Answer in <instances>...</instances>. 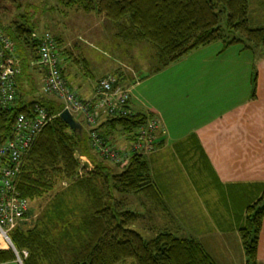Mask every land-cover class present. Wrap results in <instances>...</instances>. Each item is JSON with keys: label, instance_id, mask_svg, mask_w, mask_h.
Listing matches in <instances>:
<instances>
[{"label": "trees", "instance_id": "trees-1", "mask_svg": "<svg viewBox=\"0 0 264 264\" xmlns=\"http://www.w3.org/2000/svg\"><path fill=\"white\" fill-rule=\"evenodd\" d=\"M250 2L66 0L64 5L87 17L93 14L104 18L113 39L127 48L128 55L147 46L153 52L152 72H159L188 53L217 42L223 50L241 46L243 51L264 52V28L251 26ZM5 3L15 4L17 0H0V9ZM16 8L20 10L21 6ZM222 16L224 27L220 25ZM1 27L0 35L14 43L20 64L19 74L13 79L15 100L0 106V147L12 139L18 115L35 117L34 106L42 108L50 119L24 155L14 183L19 197L29 204L48 199L43 215L32 227H18L10 235L22 264H217L194 239L178 238L170 230H163L155 239L145 241L127 228L138 215L125 211L124 202L116 194L140 195L154 203L161 199L150 178L148 161L144 156H134L123 171L114 173L96 159L89 137L82 129L71 131L59 118L62 103L44 95L42 84L35 78L38 71L31 64L37 60L39 39L33 38L37 25L32 18L19 14L16 21ZM54 40L61 43L58 37ZM255 84L254 77V91ZM150 117L139 113L129 117L102 115L100 127L109 133L120 130L131 141V135ZM76 151L92 161V170L80 173ZM64 182L69 187L62 191ZM75 194L81 199L75 201ZM263 221L264 193L247 207L245 224L238 231L245 264H258ZM15 260L11 250H0V264Z\"/></svg>", "mask_w": 264, "mask_h": 264}, {"label": "crops", "instance_id": "crops-1", "mask_svg": "<svg viewBox=\"0 0 264 264\" xmlns=\"http://www.w3.org/2000/svg\"><path fill=\"white\" fill-rule=\"evenodd\" d=\"M249 19L253 28H264V0H251ZM194 51L200 58L189 69L188 82L167 86L170 93L164 92L148 107L131 95L133 114L157 117L164 130L158 152L148 156L150 178L161 196L160 210L153 204L141 205L148 207L150 214H161L163 230L198 241L217 264H245L238 231L245 224L247 207L264 193V52L234 46L223 50L222 44ZM145 65L117 70L120 84L129 87L128 82L139 83L141 67L152 75L164 71L152 72V67ZM94 88L85 95L76 92L80 98L90 99ZM121 137L120 144L128 142L127 137ZM168 154L169 166H180V182L175 180L180 190L158 179V168L167 166ZM175 193L196 197L204 226L196 224L183 230L177 224L180 216L170 206ZM173 224L175 229L169 228ZM257 258L258 264H264V221Z\"/></svg>", "mask_w": 264, "mask_h": 264}, {"label": "rangeland", "instance_id": "rangeland-1", "mask_svg": "<svg viewBox=\"0 0 264 264\" xmlns=\"http://www.w3.org/2000/svg\"><path fill=\"white\" fill-rule=\"evenodd\" d=\"M65 1L66 0H17V3L15 4L5 3L0 9V26L6 27L10 22L16 21L19 14H26L29 18L31 17L35 25H37L36 36L40 38L44 34H48L53 40L54 37H58L61 40V43L59 45L57 44L56 46H58L62 52L61 58L63 60V77L69 89L73 91L81 100L87 101L93 99L97 82L100 79H104L107 76H114L118 83H120L118 79L119 73H117V70H123V67H128L129 65L138 66V64L141 66L147 64L151 67L150 64L152 61L151 58L153 52L148 49L147 46L144 48L145 50L142 51L141 48L139 50L134 49L132 52H129L130 55H128L126 53L127 48L113 39L111 28L104 18L96 17L93 14L87 17L80 12H76L74 8L66 7ZM17 5L21 6L20 10L16 8ZM220 25L222 27L225 26V18L223 16L221 17ZM4 37L5 39L8 38L6 35H4ZM214 44H216V46H221L220 42ZM234 47L241 48V46ZM199 58L198 55H195V51L188 53L177 62L169 65L166 69H164V71H162L163 73L156 75H152V73L141 67L139 69L141 72V81L138 83L133 80L132 82L126 83L131 85L129 86L131 90L127 85L122 86L130 91V98L132 95L135 102H140V104L144 105L145 107L152 106L156 101L159 100L158 98L164 92L170 93V89L167 88V86H172L174 84L181 85V83L188 82L189 69L192 68L193 65L195 66L196 62H199ZM16 62V67L19 69L20 63L17 57ZM86 62L88 65L87 67L85 65ZM31 67L37 69L39 77H34L38 80L37 82L40 81L42 84L43 71L38 65V57L35 63L31 64ZM148 70H150V68H148ZM138 71L136 73L137 77L140 75ZM94 85L95 88L93 97L90 99H82L76 92L78 91L81 95H85V93L90 92V89L92 86L94 87ZM48 97L56 98L52 96ZM58 100L63 105L62 112L67 111L64 109L63 101L61 99ZM68 112L72 115L74 120L81 125L83 133L89 136L88 133H90L91 130L84 121L82 115L74 114L70 111ZM101 123L102 121L99 120L95 126V129L93 130H97L98 133L101 134L105 139H110L108 143L111 145H115L119 148L127 147L128 142L126 140L124 141V145L123 143L120 144L122 138L121 136H123L125 139L126 134L120 130L109 133L107 128L100 127ZM163 134L164 130L162 129V123L160 121V127L156 132V145L150 155L158 152L162 144L161 137ZM91 153L96 157V159L101 161L104 166L110 169L112 167L114 173H120L127 165V163H125L123 166L114 167V164L99 157L98 153L92 148ZM150 155H146L144 158L148 161V156ZM75 157L78 162L80 161L79 157H85V161L81 162H85L84 165H81L79 162L81 170L80 173L83 171H90L94 168L92 161L88 157L80 154L79 151H76ZM167 158L169 160V162L166 163L167 166L164 168H158V179L159 181L162 180L164 184L166 182L173 184V189L180 190L181 186L179 187L178 183L175 182V180L180 182L179 179L181 174L179 171L181 170L178 168L180 166L176 164L175 167H170L169 164H172L169 154L167 155ZM173 158L174 157H172V159ZM61 185L62 191L69 187L68 182H64ZM176 194L177 193L174 195L172 194L173 197L171 198L173 202H171L170 206L172 209H174V214L176 216L183 217H179L180 220L177 221V224L182 226L183 230H185V228L188 230L193 225L197 226L196 224H202L200 226H204L206 222L201 220L203 216L200 217V214L203 213V210L200 207V204L197 203L196 197H190L188 193H185L183 197ZM73 198L75 201H77V199H81L79 198V195L76 194ZM116 198L124 202L125 211H130L138 215V219L134 223L128 225L127 228L139 233L145 241H151L155 239L158 233L166 228L164 226V222L160 219L161 214H150L148 212V207L141 205L142 202L145 203V206H148V203L153 204L160 210V204L154 203L153 200L140 195L116 194ZM47 200L48 199L45 201H33L30 202V204L27 202V210L25 213L26 216H24V218L19 221L12 230H4V232H8L7 237L10 238L12 231L18 227H24L25 229L32 227L35 224L37 218H40L41 215H43L42 213L46 208ZM70 202L74 203V200L71 199ZM171 227L172 229H175V224L169 226V228ZM202 230L206 231V229ZM180 235L183 234L179 233V236ZM0 241L2 243L0 244V250L12 251V249H10V247L4 242L3 238L0 237ZM63 245H65V242H63ZM208 251L212 254L211 250ZM7 264L20 263L16 257V260L13 263L11 262ZM125 264H133V262L127 261Z\"/></svg>", "mask_w": 264, "mask_h": 264}, {"label": "built area", "instance_id": "built-area-1", "mask_svg": "<svg viewBox=\"0 0 264 264\" xmlns=\"http://www.w3.org/2000/svg\"><path fill=\"white\" fill-rule=\"evenodd\" d=\"M39 39L37 50L38 65L43 71L42 92L46 96L56 97L64 103V109L82 115L90 128L88 133L90 147L99 157L116 166H123L134 156L150 155L156 145V132L160 120L151 116L143 126L131 135L127 147L119 148L108 143L95 129L102 115L129 117L134 115L129 108L130 91L123 87L114 76H107L97 82L92 100H81L71 91L63 77L62 52L56 42L48 35ZM15 46L11 40L0 35V106L12 104L15 100L14 76L19 74L16 67ZM34 118L18 115L14 123V134L0 147V237L10 247L11 240L7 237L19 221L24 218L27 201L20 198L15 189V179L19 174L24 155L31 147L34 139L49 122L47 114L37 105L33 107ZM80 163L85 157H79ZM85 162L81 163L84 165ZM90 165V164H89ZM17 253V252H16ZM26 256V254H24ZM17 260H21L17 254Z\"/></svg>", "mask_w": 264, "mask_h": 264}, {"label": "water", "instance_id": "water-1", "mask_svg": "<svg viewBox=\"0 0 264 264\" xmlns=\"http://www.w3.org/2000/svg\"><path fill=\"white\" fill-rule=\"evenodd\" d=\"M59 118L70 128L71 131H80L81 125L74 120L72 115L68 111H63L60 115ZM14 252V250H12ZM15 256L17 257L16 251L14 252Z\"/></svg>", "mask_w": 264, "mask_h": 264}, {"label": "bare ground", "instance_id": "bare-ground-1", "mask_svg": "<svg viewBox=\"0 0 264 264\" xmlns=\"http://www.w3.org/2000/svg\"><path fill=\"white\" fill-rule=\"evenodd\" d=\"M0 244H2L1 241H0ZM0 248H1V246H0Z\"/></svg>", "mask_w": 264, "mask_h": 264}]
</instances>
